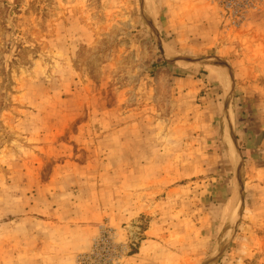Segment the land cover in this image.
<instances>
[{
	"label": "rangeland",
	"instance_id": "374dc122",
	"mask_svg": "<svg viewBox=\"0 0 264 264\" xmlns=\"http://www.w3.org/2000/svg\"><path fill=\"white\" fill-rule=\"evenodd\" d=\"M251 1L231 16L217 0H0V264L17 194L28 212L59 184L124 181L142 224L123 240L105 216L75 264L102 226L124 264L151 222L189 230L187 264H264V0Z\"/></svg>",
	"mask_w": 264,
	"mask_h": 264
},
{
	"label": "crops",
	"instance_id": "0c3cea01",
	"mask_svg": "<svg viewBox=\"0 0 264 264\" xmlns=\"http://www.w3.org/2000/svg\"><path fill=\"white\" fill-rule=\"evenodd\" d=\"M69 171L60 169L57 176L71 178L76 174ZM124 184L114 188L85 185L75 195L71 194L75 184H59L52 187L47 207L37 210L34 204L28 212L24 194H17L9 218L3 222V264H75V256L89 248L97 224L105 216L123 227L122 239L128 240L124 227L142 224L147 204L137 205L130 191L136 187ZM143 232L142 242L124 264H187L189 255L194 258L192 253L184 255V243L186 246L193 240L188 229L183 234L182 230L171 232L176 234L172 236L168 228L157 230L151 222Z\"/></svg>",
	"mask_w": 264,
	"mask_h": 264
},
{
	"label": "built area",
	"instance_id": "2783aa9c",
	"mask_svg": "<svg viewBox=\"0 0 264 264\" xmlns=\"http://www.w3.org/2000/svg\"><path fill=\"white\" fill-rule=\"evenodd\" d=\"M225 14L245 16L250 7L255 6L251 0H217ZM126 247L117 242L115 229L102 226L99 236L88 254L79 257V264H121Z\"/></svg>",
	"mask_w": 264,
	"mask_h": 264
},
{
	"label": "bare ground",
	"instance_id": "6f19581e",
	"mask_svg": "<svg viewBox=\"0 0 264 264\" xmlns=\"http://www.w3.org/2000/svg\"><path fill=\"white\" fill-rule=\"evenodd\" d=\"M146 2H147V9L148 10H152V7H153V5H152V2H151V0H146ZM152 14V13H151ZM174 61V60H173ZM211 70H213L214 72H216L219 76H221L223 79H226V73L224 72V71H220V70H217V69H214V67L215 66H208ZM236 158V157H235ZM231 234H232V228L231 229H229L227 232H226V234H225V236H223V238H222V241H221V244H220V248H221V246H225L226 244H227V242H228V239L231 237ZM223 250V249H222Z\"/></svg>",
	"mask_w": 264,
	"mask_h": 264
}]
</instances>
